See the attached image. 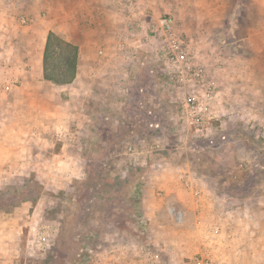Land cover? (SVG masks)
<instances>
[{
    "label": "rangeland",
    "instance_id": "1",
    "mask_svg": "<svg viewBox=\"0 0 264 264\" xmlns=\"http://www.w3.org/2000/svg\"><path fill=\"white\" fill-rule=\"evenodd\" d=\"M148 1L134 7L171 15L207 77L218 82L209 136L181 124L176 93L159 64L148 62L153 74L136 64L149 51L140 35L129 36L136 49L130 62L114 48L115 37L96 34L103 22L87 19L95 5L0 0V11H11L15 23L31 17L26 24H33L45 13L50 30L80 42L86 56L81 83L92 91L81 94L79 104L70 102L87 114L77 132L64 133L63 139L53 133L48 142L36 138L49 151L71 143L68 153L75 159L70 164L56 168L38 158L31 162V148L23 144L32 134L21 122L6 121L0 131V264H193L201 257L215 264L199 242L184 241L190 229L183 206L191 205L184 173L193 177L191 187L222 195V218L240 209L236 217L243 226L264 219V213H257L264 210V0ZM79 10L82 18L75 17ZM98 46H106L104 57L98 56ZM93 77L102 82H91ZM151 120L161 128L149 129ZM77 170L79 176L66 182ZM161 174L171 178L179 198L169 200L168 186L157 182ZM149 179L151 195L163 199L167 229L150 230L142 201ZM70 197L77 201L75 212ZM168 206L183 211L182 223L175 222ZM229 220L222 219L225 229L219 238L228 249ZM235 257L228 264H251L240 253Z\"/></svg>",
    "mask_w": 264,
    "mask_h": 264
},
{
    "label": "crops",
    "instance_id": "2",
    "mask_svg": "<svg viewBox=\"0 0 264 264\" xmlns=\"http://www.w3.org/2000/svg\"><path fill=\"white\" fill-rule=\"evenodd\" d=\"M69 1L25 0L26 3L44 5L68 3ZM145 1L72 0L74 4L95 5L96 8H93V11L88 10L87 19L103 22L102 26H98L102 27V30L96 34L115 37L113 46L117 52H120L118 50L119 42L123 40L130 42L127 27L133 18L128 15L133 14L134 17H137L139 12L145 11L146 7L143 10L134 7L144 4ZM83 14L79 10L75 13V17L82 18ZM12 15V12L8 11L7 8L3 12L0 11V131L5 130L4 127L8 125L6 121L21 122L24 124L25 130L32 134L31 139L25 140L27 144L25 142L23 144L24 148L30 146V153H34H31V162L37 161L38 158L45 164L52 162L56 168L59 165L70 164L72 159H75L68 153V147H71V143L65 141L60 143L61 146L58 151H49V149H45L43 143L38 145L39 142L36 138H40L42 142H48L52 134L56 133L60 139H63L65 138L64 133L72 132L74 134L79 130L78 128H81V117L87 116V114L75 111L74 105L70 102L76 99L77 104H79L80 100H84L81 98V94L88 96L92 93L87 87L85 88V84L81 83L80 67L84 65L85 49L80 42L58 34L78 48L75 77L66 84H57L46 80L42 70L43 50L47 34L52 31L44 23L46 14H42L41 20L25 25L15 23ZM152 16H156L154 12ZM105 49L106 46H98L97 53L99 55H97L104 57ZM90 62L86 61L88 64ZM93 78L91 82L96 81L97 84L102 82L98 81L100 79H95L96 77ZM30 140L33 141V144H29ZM34 148H37L35 152H33ZM80 173L78 170L69 173L66 182L77 178ZM191 178L193 177L191 176ZM170 180L171 178L167 174H161L157 182L165 187L168 186L170 190L169 200L174 197L179 198L178 191L180 190L176 188L174 183L171 184ZM150 184L149 179L148 183L144 184L142 193L145 216L149 221L150 230L153 231L155 227L167 229L169 225L164 218L163 199L154 198L151 195L150 189H148ZM189 194L191 205L190 207L183 206L187 226L190 229L187 234L185 233L187 236L184 238L185 242L190 241V244L195 243V241L199 242L204 252L215 261V264H228L229 259L236 260V252L249 259L251 264H264V219H255L243 226L236 217V214L240 212L239 208V210L227 211L231 217L225 215L226 218H230L226 223L232 236L228 234L224 237L226 240L224 244L230 245L229 249L228 247H221L219 238L222 237L223 229H225L221 223L222 219L226 220L221 216L225 209L220 202L222 195L212 189H203L197 185L189 188ZM257 213H259L258 216L263 215L264 210H259ZM212 224L214 228L218 226L221 229L219 234L212 232L214 231ZM240 227H242V231H240ZM199 229H202L200 233H198ZM246 229L249 230L247 233L245 232ZM239 249H243V251H239Z\"/></svg>",
    "mask_w": 264,
    "mask_h": 264
},
{
    "label": "built area",
    "instance_id": "3",
    "mask_svg": "<svg viewBox=\"0 0 264 264\" xmlns=\"http://www.w3.org/2000/svg\"><path fill=\"white\" fill-rule=\"evenodd\" d=\"M131 1V0H129ZM128 23V36L140 35L145 45L149 47L148 54L137 61L140 67H146L149 74H153V67L148 62L159 64L161 73L167 85L174 89L179 102L178 116L181 124L188 130L198 132L202 136H209L212 128L211 102L218 94V82L207 77L203 63L197 61L190 52L188 42L176 30L174 18L169 14L152 16L145 11L138 13L137 17ZM33 18H20L21 24L32 21ZM126 40L119 42L118 50L122 59L133 61L136 49L131 47ZM101 53V51H99ZM139 92H143L140 87ZM147 114L153 116L152 110L147 109ZM149 129L161 128V123L151 120L147 123ZM141 142V138L137 139ZM212 142V139H209ZM157 146V144H154ZM153 146V145H150ZM133 147L129 146L128 150ZM184 185L191 187V176L183 175ZM168 212L176 223L184 221L183 211L179 208L168 206ZM217 229V227L215 228ZM193 264H211L207 258H197Z\"/></svg>",
    "mask_w": 264,
    "mask_h": 264
},
{
    "label": "trees",
    "instance_id": "4",
    "mask_svg": "<svg viewBox=\"0 0 264 264\" xmlns=\"http://www.w3.org/2000/svg\"><path fill=\"white\" fill-rule=\"evenodd\" d=\"M77 51L78 48L75 44L64 40L57 33L49 31L43 50L42 70L44 79L57 84L71 82L76 73ZM133 190L136 191V194L139 193L137 187H134ZM63 193L66 194L67 192L63 191ZM68 204L70 208H74V212L77 210V201L73 197L69 198ZM140 210L137 212L139 213ZM142 224L140 227L144 230Z\"/></svg>",
    "mask_w": 264,
    "mask_h": 264
}]
</instances>
